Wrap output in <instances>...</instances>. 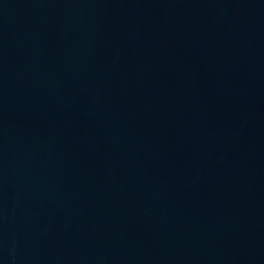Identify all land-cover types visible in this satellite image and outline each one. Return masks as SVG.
<instances>
[{
	"label": "water",
	"instance_id": "95a60500",
	"mask_svg": "<svg viewBox=\"0 0 264 264\" xmlns=\"http://www.w3.org/2000/svg\"><path fill=\"white\" fill-rule=\"evenodd\" d=\"M0 264H264V0H0Z\"/></svg>",
	"mask_w": 264,
	"mask_h": 264
}]
</instances>
